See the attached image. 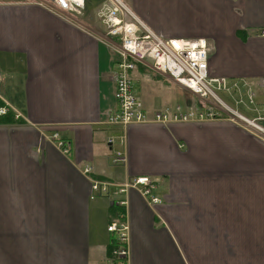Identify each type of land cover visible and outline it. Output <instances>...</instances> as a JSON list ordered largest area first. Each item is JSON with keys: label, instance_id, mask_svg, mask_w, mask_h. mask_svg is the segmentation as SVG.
I'll list each match as a JSON object with an SVG mask.
<instances>
[{"label": "crops", "instance_id": "obj_1", "mask_svg": "<svg viewBox=\"0 0 264 264\" xmlns=\"http://www.w3.org/2000/svg\"><path fill=\"white\" fill-rule=\"evenodd\" d=\"M122 1L162 39L205 40L210 76L250 83L253 104L222 97L241 115L264 108V0ZM85 2L71 21L0 0V264H108L106 228L120 217L130 264H264V142L225 120L109 126L120 57L94 17L102 0ZM131 78L150 115L179 106L174 86L187 95L140 64ZM116 153L125 164H111ZM134 178L153 181L158 204L133 189L91 199V181Z\"/></svg>", "mask_w": 264, "mask_h": 264}, {"label": "built area", "instance_id": "obj_2", "mask_svg": "<svg viewBox=\"0 0 264 264\" xmlns=\"http://www.w3.org/2000/svg\"><path fill=\"white\" fill-rule=\"evenodd\" d=\"M59 17L76 21L83 15L85 0H31ZM95 19L104 30L108 44L115 49L120 61L115 64L113 81L115 85V109L111 113L108 125L122 131L130 125L172 122H200L225 120L234 123L264 142V128L259 125L264 121V108L258 110L255 118L248 119L236 108L229 106L222 97L236 94L235 106L243 104L246 97L253 104L254 93L250 83L244 80L228 81L212 77L208 72V54L210 46L205 40L162 39L144 26L128 9L122 0H102L94 13ZM140 64L151 68L156 73L169 78L175 85L197 97L199 106H175L148 114L142 102L134 94V82L131 72ZM259 86L264 89V80ZM243 93V94H242ZM0 108V116L6 114ZM122 135V134H121ZM50 141L64 156L69 148L57 134ZM111 145L112 140H108ZM113 166L125 164V157L116 153L111 158ZM83 175H89L91 168L85 166ZM155 184L148 178H134L128 183L116 187L106 182L91 181V199L109 196L111 189L115 195H125L129 189L136 190L150 205L159 203L151 196ZM112 205L125 207L126 200L116 199ZM106 231L112 235L111 248L107 255L108 264H130L129 262V225L125 218L108 224Z\"/></svg>", "mask_w": 264, "mask_h": 264}, {"label": "rangeland", "instance_id": "obj_3", "mask_svg": "<svg viewBox=\"0 0 264 264\" xmlns=\"http://www.w3.org/2000/svg\"><path fill=\"white\" fill-rule=\"evenodd\" d=\"M175 88H171L173 91H172V96L174 97L176 94L179 96V100L180 101H174V103H173V106L176 104V105H179V106H183V100H184V98H186V96L189 98V103L187 104L188 106H199V107H201V105L199 104V102H198V99H197V97H195V96H193V95H191V94H189L188 92H186L187 93V95H185L183 92H181L180 91V89H178L176 86H174ZM224 100V99H223ZM225 101V100H224ZM226 102V101H225ZM227 103V102H226ZM229 106H231L232 105V103L230 102L229 104H228ZM175 107V106H174ZM239 111L241 112V113H244V107L243 106H240L239 107Z\"/></svg>", "mask_w": 264, "mask_h": 264}, {"label": "trees", "instance_id": "obj_4", "mask_svg": "<svg viewBox=\"0 0 264 264\" xmlns=\"http://www.w3.org/2000/svg\"><path fill=\"white\" fill-rule=\"evenodd\" d=\"M5 116V115H4Z\"/></svg>", "mask_w": 264, "mask_h": 264}]
</instances>
